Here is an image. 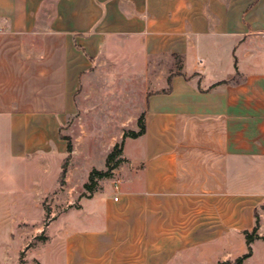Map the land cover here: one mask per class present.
Returning a JSON list of instances; mask_svg holds the SVG:
<instances>
[{
  "label": "crops",
  "instance_id": "0c3cea01",
  "mask_svg": "<svg viewBox=\"0 0 264 264\" xmlns=\"http://www.w3.org/2000/svg\"><path fill=\"white\" fill-rule=\"evenodd\" d=\"M113 44L145 75L125 119L146 132L25 264H225L257 227L243 264H264V0H0V264L59 202L63 129Z\"/></svg>",
  "mask_w": 264,
  "mask_h": 264
},
{
  "label": "rangeland",
  "instance_id": "374dc122",
  "mask_svg": "<svg viewBox=\"0 0 264 264\" xmlns=\"http://www.w3.org/2000/svg\"><path fill=\"white\" fill-rule=\"evenodd\" d=\"M116 47L113 44L84 79V87L77 95L79 112L63 129V134L70 138L73 150L64 183L58 188L57 194L61 198L58 203H55L54 196L42 200L43 224L39 230H32L34 234H23L24 244L18 253L20 264H25L27 246L47 242L49 234L46 227L50 220L67 208H78L83 198H92L98 193L109 191L120 179L118 167L110 177L96 178V186L92 192L85 189V185L90 184L91 173L97 169L107 170V156L117 144H121L123 136L131 132L133 123L125 119L128 94L133 86L141 90L145 83V75L128 73L127 52L115 50ZM177 63V59L172 61L173 65ZM235 261L234 259L230 263Z\"/></svg>",
  "mask_w": 264,
  "mask_h": 264
},
{
  "label": "trees",
  "instance_id": "16d2710c",
  "mask_svg": "<svg viewBox=\"0 0 264 264\" xmlns=\"http://www.w3.org/2000/svg\"><path fill=\"white\" fill-rule=\"evenodd\" d=\"M138 126H139V131L138 132H129L127 134H125L123 136L122 142L121 144H117L113 150L109 153V155L107 156L106 159V171H98V170H94L89 178L90 184L85 185V189L89 192H92L94 190V187L96 186V178L99 179H104V178H108L111 176V173L113 170L117 169L125 160L122 158V153H123V147H124V142L126 140V138L131 137V138H137L139 136H142L143 134H145L146 132V124H145V120H144V116H142L138 122ZM66 140L68 141V153L71 155L72 153V144L70 141V138H66ZM70 155L69 157L64 161L63 166H62V174H61V183H64V178L66 176V172L69 168V164H70ZM257 230L258 227L254 229L253 233L250 234L248 232H246V239H247V243L249 245V252L238 258L233 264H243L245 262V260H247L251 254H252V249L250 247V244L253 243L255 241V239H260L259 236H257ZM264 239V238H263ZM225 264H231L230 262L225 263Z\"/></svg>",
  "mask_w": 264,
  "mask_h": 264
},
{
  "label": "built area",
  "instance_id": "2783aa9c",
  "mask_svg": "<svg viewBox=\"0 0 264 264\" xmlns=\"http://www.w3.org/2000/svg\"><path fill=\"white\" fill-rule=\"evenodd\" d=\"M115 186L118 187V184L116 183Z\"/></svg>",
  "mask_w": 264,
  "mask_h": 264
}]
</instances>
